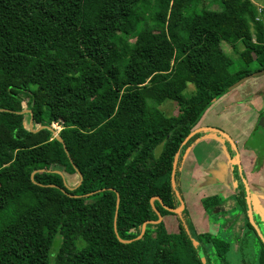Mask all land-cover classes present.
<instances>
[{
	"label": "trees",
	"instance_id": "16d2710c",
	"mask_svg": "<svg viewBox=\"0 0 264 264\" xmlns=\"http://www.w3.org/2000/svg\"><path fill=\"white\" fill-rule=\"evenodd\" d=\"M255 15L251 0H0V264H222L211 212L236 216L264 264L238 166L229 200L201 199L207 231L180 177L211 106L264 69Z\"/></svg>",
	"mask_w": 264,
	"mask_h": 264
},
{
	"label": "rangeland",
	"instance_id": "374dc122",
	"mask_svg": "<svg viewBox=\"0 0 264 264\" xmlns=\"http://www.w3.org/2000/svg\"><path fill=\"white\" fill-rule=\"evenodd\" d=\"M254 4L259 3V4H264V0H252ZM220 7V3L218 4ZM217 8V7H216ZM215 8V9H216ZM217 10V9H216ZM229 54V53H228ZM229 56L233 59V61L237 64L239 63L238 56L236 55H231ZM245 83V84H243ZM257 84H261L258 87L256 86ZM193 87L190 86V89ZM240 92L241 90L243 91L244 89H252L255 88V91L253 93H248L247 97L239 100H235V110L239 114V125L237 130H248L251 129V124L248 122V117L247 115L250 114V110L253 108L254 110L260 109L258 107H255L254 104V99L256 101H260V97H264V74L259 75V76H254L251 78L246 79L244 82L240 83L237 87ZM234 88V89H235ZM233 89H231L232 91ZM230 91V92H231ZM227 95V94H225ZM223 95L222 97H224ZM238 96V95H237ZM220 97V98H222ZM219 98V99H220ZM219 99L215 102L217 103ZM243 100V101H242ZM221 101V100H220ZM214 105L211 106L210 110L208 113L204 115V120L210 116V111H212L213 117L208 119V121H213L212 125L218 124L221 126V122L225 118L224 116L217 118L215 117L216 113V106ZM26 107V106H25ZM161 108L166 112L168 115H173L177 114L179 111V105L174 102V101H167L165 102ZM26 109V108H25ZM250 109V110H249ZM231 111L230 116L233 115L234 111ZM261 112V111H260ZM264 112V111H263ZM27 113V111H26ZM27 116V114H26ZM245 116V118L243 117ZM201 122L200 126H204L206 121ZM217 120V121H216ZM27 122V121H26ZM219 122V123H217ZM260 120L258 121V124L252 129L251 134L249 135V139L251 142H253V145H256V151H257V159H256V167H258L264 159V139L257 138L256 135L257 133H261L263 138H264V132H261L263 128H260L259 125ZM28 124V123H27ZM56 129H60L61 125H53ZM219 129V128H218ZM234 127L232 125H225L222 127L220 130L233 139V135H230L229 133L232 132ZM213 133V131H212ZM210 132H206L203 136H198L196 140L189 146L187 149L185 156L182 160V166H181V172H180V177H181V183L183 190L187 196L189 205L191 206V209L193 211V216L195 217L194 221L196 223V226L198 227L199 230H204L207 231L210 229L208 221L206 216H203V204L201 203V199L207 195H213V194H218V196L221 198V200H229V195L234 192L237 187L232 186L231 184H228L227 180V175L224 173H217V170L214 168H208L209 166H205L207 164H210L212 161H219V159H222V154L226 155V151H228L229 159H231V163L229 165V168L232 169L230 170L232 174L236 173V167L238 165V158L237 155L233 158H231V152L235 151L234 146L227 142L224 138L221 136L217 135L216 133H213V135ZM234 140V139H233ZM235 141V140H234ZM249 141V142H250ZM221 144H223V148ZM248 148V145H246ZM162 150V145H159L155 152L156 155H159ZM204 152V153H203ZM205 154V156H204ZM192 158L194 159H199L201 166H197L196 168L194 167L193 163H191ZM214 159V160H213ZM216 159V160H215ZM236 159H237V164H236ZM226 161L224 160L223 163L220 162L218 165H224ZM239 167V166H238ZM199 172H201L204 176L199 177ZM206 175V177H205ZM202 178V179H198ZM211 179L212 181H209ZM66 183L70 186H75L78 183V176L77 175H72L68 176L66 179ZM218 180L219 182L215 181ZM238 182L237 177L235 176V181L234 183ZM238 185V184H237ZM250 185V184H249ZM228 186V188L224 187ZM251 187V186H250ZM249 187V188H250ZM231 190V191H230ZM250 190V189H249ZM250 195H252V190H250ZM193 204V205H191ZM217 212H211L209 214V219L210 222L213 218H216L219 226L216 225L214 227H217V230H215L216 234H218L220 237H223L227 239L231 243V250L227 253L226 259L224 263L222 264H259L258 263V252H259V243L257 238L252 232H249L246 227H242L240 225V222L236 218V216H231L230 219H233V223L228 226L227 219L222 218L221 216H217ZM173 214H169L165 217V224L169 232H176L177 228V218ZM221 224V225H220ZM213 260L217 264H221L219 257L217 256H212Z\"/></svg>",
	"mask_w": 264,
	"mask_h": 264
},
{
	"label": "crops",
	"instance_id": "0c3cea01",
	"mask_svg": "<svg viewBox=\"0 0 264 264\" xmlns=\"http://www.w3.org/2000/svg\"><path fill=\"white\" fill-rule=\"evenodd\" d=\"M243 84H245V83H243ZM259 85H261V84H257L256 86L258 87ZM254 91H255V88H252L250 90L244 89L243 91L241 90V92H240L238 89L235 88L231 92H228L227 95L220 98L217 103H215V106H216L215 117L220 118V117L224 116V118H225V121L223 120L221 122V124H222L221 126H219L218 124H216L217 126H215V124L212 125L213 121H208L209 118L211 120V118L213 117V114H212L213 110L210 111L209 117H207L205 120L202 119V122H203V120L206 121V123L204 124L205 126L211 125L214 127L222 128L225 125L229 124V125H232L234 127L232 132L229 134L233 135L232 138L235 140L236 144L238 145L241 167L243 169V173H244V176H245L248 184H250V186H251L250 190H252L251 197H252V202H253L254 208H255L256 212L260 215L262 221L264 222V159H262L260 165L258 167H256L255 162L257 159L256 157H257V151L258 150L256 151V148H255L256 145H253L252 144L253 142H251L250 139L248 138L252 132V129L256 126V124H258V121L260 120L261 113L264 111V97H260L261 100L259 102L256 101V99H254L255 107L261 106V107H259L260 109H258V110H254L253 108L251 110L249 109L251 115H247V117L249 118L248 122L251 124V129H248V130L246 129V130L242 131V130H240V128H239V130H237V128H235V127H238V125H239L238 122H239V118H240L239 114L235 110V106H236L235 100H239V99L244 100L247 97L248 93H253ZM233 109L235 111H234L233 115L230 116V113H231V111H233ZM243 117L245 118V116H243ZM217 123H219V122H217ZM259 127L263 128L261 130V132H264V127H261V126H259ZM205 132H210V130H207ZM210 133H212V132H210ZM213 133H216V131H213ZM216 134L217 135L219 134V136H220V133L217 132ZM257 134H258V135H256L257 138L259 137L261 139H264L260 132ZM213 135H215V134H213ZM201 136H203V135H201ZM221 137H222V135H221ZM246 145H248V148L246 147ZM221 146H222V149H224L223 144H221ZM226 152L228 153V151H226ZM227 153H226V155H224V153L222 154L223 161L224 160L226 161V163H224V165H218V163H220V162L223 163V161L221 159H219V161H212L210 164H207L205 166H209L208 168L216 169L217 173H219V174L220 173L226 174L227 180H228L227 183L231 184V185L233 184L232 186L237 187V182L234 183L235 176L237 177V175H236V173L232 174L230 171V170H232L229 168V165L231 163V161H230L231 159H229V155ZM204 156H205V154H204ZM235 156H236V153H235ZM191 163H193L195 168L198 165L201 166L199 159L192 158ZM198 175H199V177L204 176L201 172H199ZM205 177H206V175H205ZM198 179L200 180L202 178H198ZM209 181H212V180L209 179ZM215 181L219 182L218 180H215ZM224 187L228 188V190H229L228 186H224ZM228 205H227V203H225V206L228 207ZM229 219H230V217L227 218V220H229Z\"/></svg>",
	"mask_w": 264,
	"mask_h": 264
},
{
	"label": "water",
	"instance_id": "95a60500",
	"mask_svg": "<svg viewBox=\"0 0 264 264\" xmlns=\"http://www.w3.org/2000/svg\"><path fill=\"white\" fill-rule=\"evenodd\" d=\"M262 74H264V69H262V70H260V71H257V72H254V73H252V74L246 76L245 78H243L242 80H240L239 82H237L234 86H232L231 89H234V88L237 87L240 83L244 82V81H245L246 79H248V78H251V77H254V76H259V75H262ZM259 126L264 127V116H262V117L260 118ZM30 127H31L32 129H35V127H34V125H33L32 123L30 124ZM203 129H208V128H203ZM209 129L212 130V131L219 132V133H221V134L227 136V138L229 139V141L233 144V146H234V150H235V153H236V155H237V157H238V166H239V167H238V170H239L240 174H242V167H241V163H240V161H239V160H240V159H239V158H240L239 150H238L236 144H235V143L233 142V140L231 139V137H230L229 135H227L226 133L222 132L220 129H216V128H213V127H209ZM199 130H200V131H203V130H201L200 128L197 129V130H195L192 134H190V135L187 137V139L184 141V143H185V142H186V141H187L192 135H194L195 133L199 132ZM57 135H58V133L55 132V136H57ZM177 158H178V155L176 156V160H175V163H174V170H173V173H174L175 168H176V166H177ZM80 180H82V177H81ZM243 180H244V182H245L246 189H247V195H248V196H247V201H248V205H249V213H250V217L252 218V208L250 207V190H249V187H248V185H247V183H246V180H245V179H243ZM79 184H80V182H79ZM173 186L175 187L174 182H173ZM183 208H184V205H182V207H181L180 209H176V210H174V211L177 212V213H179ZM163 218H164V217H163L161 214H159V219H158L157 222L162 221ZM255 227L257 228V226H255ZM257 231H258V233L260 234L262 240L264 241V236H263V234L260 232V230H257ZM143 233H144V230H143L142 234H143ZM142 234H141V235H142ZM141 235H140V236H141ZM140 236H139L138 238H140Z\"/></svg>",
	"mask_w": 264,
	"mask_h": 264
},
{
	"label": "flooded vegetation",
	"instance_id": "af4514ba",
	"mask_svg": "<svg viewBox=\"0 0 264 264\" xmlns=\"http://www.w3.org/2000/svg\"><path fill=\"white\" fill-rule=\"evenodd\" d=\"M262 116H264V112H262L261 113V115H260V118L262 117ZM205 126V125H204ZM209 127H213V128H216V129H218V127H214V126H211V125H207L206 127H203V126H199L197 129H201V130H203L202 132V134L201 135H204L206 132L205 131H207V130H210L209 129ZM203 128H208V129H203ZM196 129V130H197ZM219 129H221V128H219ZM200 131V130H199ZM210 132H212V130H210ZM217 133V132H216ZM219 133V132H218ZM201 135H199V136H201ZM219 135V134H218ZM222 135V138H224V139H226L227 138V136H225V135H223V134H221L220 133V136ZM235 144H236V142L235 141H233ZM231 143V142H230ZM232 144V143H231ZM233 145V144H232ZM236 146H237V148H238V145L236 144ZM238 158V157H237ZM240 159V158H239ZM240 161V160H239ZM236 163H237V159H236ZM241 179L243 180V179H245L246 180V178H245V176H244V173H242L241 174ZM246 183H247V185H248V182H247V180H246ZM248 187H250V185H248ZM250 189V188H249ZM248 196V195H247Z\"/></svg>",
	"mask_w": 264,
	"mask_h": 264
},
{
	"label": "built area",
	"instance_id": "2783aa9c",
	"mask_svg": "<svg viewBox=\"0 0 264 264\" xmlns=\"http://www.w3.org/2000/svg\"><path fill=\"white\" fill-rule=\"evenodd\" d=\"M255 5V19L256 21L264 23V4L256 3Z\"/></svg>",
	"mask_w": 264,
	"mask_h": 264
}]
</instances>
